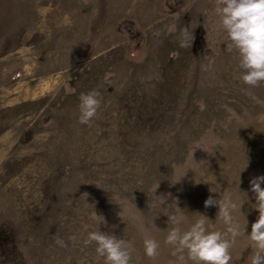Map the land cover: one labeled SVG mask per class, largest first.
<instances>
[{
	"label": "rangeland",
	"instance_id": "374dc122",
	"mask_svg": "<svg viewBox=\"0 0 264 264\" xmlns=\"http://www.w3.org/2000/svg\"><path fill=\"white\" fill-rule=\"evenodd\" d=\"M217 6L0 0V264H104L82 243L98 227L131 242V264H170L166 213L188 223L203 213L223 230L209 195L244 201L233 216L251 230L264 82L238 78ZM92 89L101 103L81 124L79 97ZM145 237L157 256L145 255ZM229 251V264H250L255 249L241 231Z\"/></svg>",
	"mask_w": 264,
	"mask_h": 264
},
{
	"label": "clouds",
	"instance_id": "9594fccd",
	"mask_svg": "<svg viewBox=\"0 0 264 264\" xmlns=\"http://www.w3.org/2000/svg\"><path fill=\"white\" fill-rule=\"evenodd\" d=\"M214 13L219 17V23L228 41L237 52L241 70L238 78L244 84L251 86L264 82V0H218ZM181 37V46H189L192 43L193 34L187 29L182 31ZM99 97L100 93L95 89L80 95L77 105L79 123L88 124L96 115L101 103ZM256 119L258 122L264 121V112L258 113ZM197 147L202 148L199 145ZM262 184H264V174H257L249 180L250 191L255 198L253 205L258 210V217L252 222L251 230L248 232L245 231L247 221L241 229L233 216V211L238 207L241 210L244 201L238 204L230 197L221 200L209 195L203 201L206 208L218 206L215 217L223 222V230L213 229L208 223L211 219L203 213L190 223L182 211L166 213V223L171 227L164 236V243L170 246L171 255L175 258L170 264H229L231 259L229 250L241 231L247 234L249 246L255 249L250 264H264V186ZM209 190L216 192L213 188ZM53 239L57 245L64 246V241L60 237L54 234ZM82 243L84 245L94 243L95 252L103 258L104 264H131L133 252L131 242L108 231H101L99 227L89 231ZM142 243L146 256H157L159 242L155 238L145 237Z\"/></svg>",
	"mask_w": 264,
	"mask_h": 264
}]
</instances>
